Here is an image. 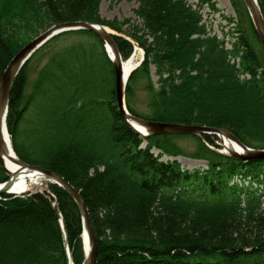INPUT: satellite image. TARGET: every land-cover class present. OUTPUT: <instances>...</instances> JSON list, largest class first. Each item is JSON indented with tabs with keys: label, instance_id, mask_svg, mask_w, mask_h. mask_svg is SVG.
Wrapping results in <instances>:
<instances>
[{
	"label": "trees",
	"instance_id": "obj_1",
	"mask_svg": "<svg viewBox=\"0 0 264 264\" xmlns=\"http://www.w3.org/2000/svg\"><path fill=\"white\" fill-rule=\"evenodd\" d=\"M136 1L142 26L123 31L101 19L100 0H0V80L24 47H13L5 26L106 25L145 51L126 86L131 114L225 129L245 146L264 149V53L244 3L245 25L235 28L228 49L203 22L201 7L216 9L212 0H199L198 8L188 0ZM258 2L264 16V0ZM74 35L82 38L53 48ZM113 38L127 60L134 45ZM139 86L150 98L148 114L133 105ZM7 126L20 160L80 191L97 237V264H264V160L220 154L209 147L210 136L189 154L174 142L180 136L142 138L119 112L113 65L95 34H62L31 58L14 81ZM164 156L204 160L207 168L187 170ZM7 180L0 164V184ZM49 190L2 196L0 264H68L54 203L72 261L83 263L78 206L61 187Z\"/></svg>",
	"mask_w": 264,
	"mask_h": 264
},
{
	"label": "water",
	"instance_id": "obj_2",
	"mask_svg": "<svg viewBox=\"0 0 264 264\" xmlns=\"http://www.w3.org/2000/svg\"><path fill=\"white\" fill-rule=\"evenodd\" d=\"M244 3L249 11L253 25L261 42V45L264 50V17L260 10L257 0H244ZM80 30H87L95 35H97L101 41L104 43L106 49L111 48L113 56L111 57L114 73H115V90L117 96V103L119 106L120 114L126 119L127 123L142 137H149L152 135H197L202 136L203 134H215L219 137L225 136L231 139L236 145L240 148L241 152L229 151L230 155L234 158L242 160H252V159H264V150H253L244 146L231 132L222 129L209 128L204 126L196 125H187V124H170V123H161L154 121H147L136 116H133L129 113L126 103H125V90L128 79L131 72L128 76L124 73V67L122 62L121 54L118 50V47L112 38V34L108 29L102 25L89 23V22H67L55 25L47 30L45 33L41 34L39 37L34 39L31 43L26 45L21 52L12 60L8 65L6 71L4 72L0 80V163L10 177L9 181L5 184L0 185V195L12 193L10 190L15 179L18 176V173L22 169H27L35 172L38 176L53 185H57L64 189L74 200L78 209L81 213L83 220V241H84V250H85V259L83 264H97L98 260V242L97 237L93 228L92 220L90 217V212L86 206L85 200L82 197L80 191H78L74 186H72L68 181L63 177L56 174L53 171L42 169L38 166H32L21 161L13 151V156L11 161L18 165L19 172L13 171L10 172L8 168L4 165L3 157L6 153V137L8 138L7 131V115H8V106L12 87L16 77L18 76L21 69L25 66L28 60L33 56V54L41 48L45 43H47L52 38L68 33L75 32ZM108 50V49H107ZM141 129V130H140ZM143 130V131H142ZM56 213L61 218V214L55 204ZM66 239V231L64 222H61ZM85 238L88 242V250L85 246ZM67 254L70 262V253L67 245Z\"/></svg>",
	"mask_w": 264,
	"mask_h": 264
},
{
	"label": "rangeland",
	"instance_id": "obj_3",
	"mask_svg": "<svg viewBox=\"0 0 264 264\" xmlns=\"http://www.w3.org/2000/svg\"><path fill=\"white\" fill-rule=\"evenodd\" d=\"M189 3L198 6L199 0H188ZM216 3L217 10L214 11L210 9V7L203 8V16L204 22L207 24L208 29L212 34H216L219 38H225L228 41V47H232V43L237 40L238 34L235 31V28L239 25H245V16L243 13V7L241 2L242 0H214ZM139 7V4L136 0H100L98 6V14L104 22H112L116 25L122 27V30L125 31L130 26H142V21L135 14L136 9ZM106 26V25H105ZM51 26L48 25H38L32 23H19L14 26H5L2 28V32L4 35L8 36L9 41L14 46H25L36 39L38 36L47 31ZM110 28L109 26H106ZM6 32V33H5ZM82 37L74 35L70 37H66L61 39L59 42L55 44L54 49L60 48L64 45H69L79 41ZM259 50V47L256 48ZM137 58L140 61L142 57V52L138 50ZM48 54H46L39 62L38 66H41V63L47 59ZM37 66V69H38ZM37 69L32 73L30 85L33 84V81L37 75ZM153 79L156 81L157 78L153 76ZM31 90V87H29ZM149 95L144 90L142 86H139L136 92L135 99L133 100V105L135 108L140 111L142 114H148L150 112L148 108L149 103ZM216 138L211 137L210 141H213L215 146L218 144L220 148H216L211 146V148L216 151L223 153L225 150L223 143L221 140H215ZM204 141V139H200ZM182 151L189 154L196 150L198 146V138L191 136H180L174 141ZM178 160L182 167L187 170H195V169H206L207 163L204 160H194L190 159L186 156H178L177 158L172 157H164V160ZM48 191V185L45 182H40L35 185L29 193H33L34 191Z\"/></svg>",
	"mask_w": 264,
	"mask_h": 264
},
{
	"label": "bare ground",
	"instance_id": "obj_4",
	"mask_svg": "<svg viewBox=\"0 0 264 264\" xmlns=\"http://www.w3.org/2000/svg\"><path fill=\"white\" fill-rule=\"evenodd\" d=\"M108 50H110V54H111L112 52L110 47L108 48ZM137 52L130 60L128 61L123 60L124 73L126 76L135 68L136 64L138 63L139 59L137 58L138 55ZM222 143L227 151L241 152L240 148L234 142H232L230 139L226 137H222ZM5 146H6V153L5 156L3 157L4 165L8 168V170H10V172L13 171L19 172L20 169H18V166L11 161V158L13 156V149L10 139L7 137H6ZM40 181H41V176H38V174H36L33 171L22 169L18 173V176L12 185V187L13 186L14 187L10 190V192L20 195L23 193V191L31 190L35 185L39 184ZM85 246H86V250H88L89 245L86 238H85ZM70 264H74L72 260Z\"/></svg>",
	"mask_w": 264,
	"mask_h": 264
}]
</instances>
